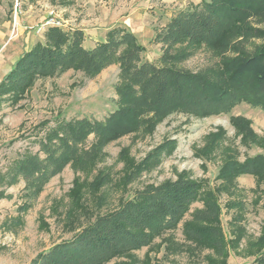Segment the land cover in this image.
<instances>
[{
  "label": "rangeland",
  "instance_id": "obj_1",
  "mask_svg": "<svg viewBox=\"0 0 264 264\" xmlns=\"http://www.w3.org/2000/svg\"><path fill=\"white\" fill-rule=\"evenodd\" d=\"M201 2L0 0V83L25 52L46 41L50 18L66 31L84 28L90 33L86 36L89 42L101 40L110 28H124L134 33L145 48L142 58L157 62L161 46L156 44L154 33L179 11ZM212 62L200 52L182 66L198 71ZM119 72L116 63L95 77L68 70L55 77L37 79L17 102L10 96L0 100V264H30L40 253L70 240L98 217L132 200L138 191L175 182L182 175L200 183L202 195L179 227L156 238L151 246L107 264H256L253 246L264 233V185L249 175L229 184L218 178L227 151H236L240 162L264 154V111L246 103L229 113L208 117L171 114L150 132L141 130L109 143L102 158L88 171L68 165L34 197L23 177L9 181L14 161L28 152H39L42 124L53 126L56 119L103 120L113 112ZM236 117L250 122L259 144L243 142L232 124ZM219 132L224 135L214 152L209 156L202 154L210 136ZM167 141L176 142L171 155L164 156L152 169L134 173ZM220 187V226L228 243L226 259L215 250L188 240L183 228L195 211L204 209L205 195ZM238 215L241 220L236 219Z\"/></svg>",
  "mask_w": 264,
  "mask_h": 264
},
{
  "label": "trees",
  "instance_id": "obj_2",
  "mask_svg": "<svg viewBox=\"0 0 264 264\" xmlns=\"http://www.w3.org/2000/svg\"><path fill=\"white\" fill-rule=\"evenodd\" d=\"M84 41L81 30L52 26L46 41L25 52L0 83V100L10 96L17 102L39 78L68 70L95 77L113 63L119 65L113 112L103 120L56 119L53 126L46 122L41 125L39 152L14 161L9 181L23 177L31 197L68 165L88 171L109 143L141 130L150 132L171 114L208 117L229 113L242 103L264 111V0H202L192 9L179 11L156 32L155 42L161 46L157 62L143 60L145 48L124 28L110 30L106 40L93 48L85 47ZM200 52L212 64L198 71L182 66ZM232 124L243 142L260 143L247 119L232 118ZM223 135L210 136L202 154H212ZM175 148V141L163 143L134 173L156 167ZM243 175L264 185V154L240 162L236 151H227L218 178L229 184ZM222 189L207 193L204 209L195 211L183 228L188 240L226 259L228 243L220 226ZM201 195L202 185L185 175L175 182L147 186L30 264H107L130 255L176 230ZM253 247L254 262L264 264V233Z\"/></svg>",
  "mask_w": 264,
  "mask_h": 264
},
{
  "label": "crops",
  "instance_id": "obj_3",
  "mask_svg": "<svg viewBox=\"0 0 264 264\" xmlns=\"http://www.w3.org/2000/svg\"><path fill=\"white\" fill-rule=\"evenodd\" d=\"M165 26V25H164ZM163 26V27H164ZM80 30H82L83 32H84V35H85V41H84V45H85V47H87V48H93L96 44H98V43H101V42H104L105 40H106V35H105V37L104 38H102L101 40H95V42H89V40L87 39V37L86 36H90V33L89 32H87L84 28H82V27H80L79 28ZM112 28H110V29H108V31H110ZM74 30V29H73ZM107 31V32H108ZM86 33V34H85ZM134 34V33H133ZM156 36V33H154V36L153 37H155ZM144 59V61L145 60H147V61H151V62H153L152 60H150L149 58L148 59H145V58H143Z\"/></svg>",
  "mask_w": 264,
  "mask_h": 264
},
{
  "label": "built area",
  "instance_id": "obj_4",
  "mask_svg": "<svg viewBox=\"0 0 264 264\" xmlns=\"http://www.w3.org/2000/svg\"><path fill=\"white\" fill-rule=\"evenodd\" d=\"M47 26H51V27L52 26H56V27H59V23L56 22V20L54 18H50V20L47 22Z\"/></svg>",
  "mask_w": 264,
  "mask_h": 264
}]
</instances>
